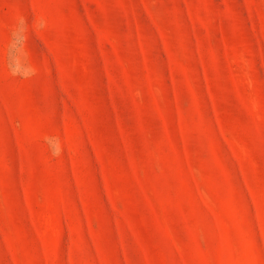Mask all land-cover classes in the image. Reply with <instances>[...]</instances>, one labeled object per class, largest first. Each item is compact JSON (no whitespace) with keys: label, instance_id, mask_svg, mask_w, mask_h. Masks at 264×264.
<instances>
[{"label":"rangeland","instance_id":"obj_1","mask_svg":"<svg viewBox=\"0 0 264 264\" xmlns=\"http://www.w3.org/2000/svg\"><path fill=\"white\" fill-rule=\"evenodd\" d=\"M0 264H264V0H0Z\"/></svg>","mask_w":264,"mask_h":264}]
</instances>
